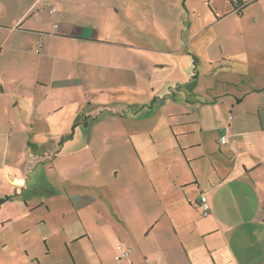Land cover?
I'll return each instance as SVG.
<instances>
[{
    "label": "crops",
    "instance_id": "1",
    "mask_svg": "<svg viewBox=\"0 0 264 264\" xmlns=\"http://www.w3.org/2000/svg\"><path fill=\"white\" fill-rule=\"evenodd\" d=\"M226 1L0 0V208L47 153L73 210L91 205L89 121L109 103L102 89L116 92L115 135L130 136L137 160L103 130L101 151L114 157L116 198L132 195L138 211L113 210L116 223L97 212L105 239L73 241L92 240L102 263L112 243L130 249L116 264H264V0H243L240 14ZM156 69L168 71L159 84ZM76 168L77 181L66 178Z\"/></svg>",
    "mask_w": 264,
    "mask_h": 264
},
{
    "label": "rangeland",
    "instance_id": "2",
    "mask_svg": "<svg viewBox=\"0 0 264 264\" xmlns=\"http://www.w3.org/2000/svg\"><path fill=\"white\" fill-rule=\"evenodd\" d=\"M224 3L227 4L228 2L224 0ZM166 72L168 73V71L163 69H156L155 74L157 75L156 81L158 84L163 81L167 74ZM97 90L101 91V93L96 94V96L100 95V99L102 98L99 100L103 102L104 99L108 98L109 103L107 105L96 104L97 111L96 113L92 112L93 115L89 121L93 165L90 170L86 171V175L89 178V187H86L83 200L86 203L90 202L91 205L85 204L80 207L79 214L73 210V206L67 195H65L62 185H58L64 173L63 175L60 174L59 177L52 168L51 158L48 156L50 153H43L45 155H43L42 159L40 157L35 172L29 178V186L18 191L19 194L17 196H14L12 200L0 208V264L117 263L116 259L114 260L116 251L114 253L111 245V242L116 238L115 233L110 234L109 238H107L111 244L104 249V256L102 257L104 263L98 257H95L94 242L90 241L88 237L73 241V238L86 234V231L92 237L97 234L99 240L103 241L105 239L103 230L106 226H104L105 224L103 225L99 216L96 215L97 212L98 214L104 213V219L112 217L113 222L116 223V218L112 214L113 210L118 209V211L125 213L127 216L129 214L132 215L131 211L133 213L138 211L134 200H132V195L126 196L125 193H121L123 194L120 195L121 198H116L115 186H117L119 180L111 175L110 169V161H113L114 157L110 153L105 154L106 156L103 157L104 153L101 151L103 143H107L104 142V137L100 136L99 131L103 130L107 131L108 134V146L110 144H113V146L118 144L120 145L119 149H128L130 158L137 160V154L133 148L130 136L128 135L123 139L115 135L122 128L117 118H115L116 115H111L112 109L110 106L113 104L111 102L115 100L116 92L107 93L102 89ZM162 92L163 89L159 88L156 94L160 95ZM147 95H149V92L143 93L140 90L138 93L141 100ZM120 96L123 98H126V96L135 97L136 94L131 95L128 91H122ZM158 101L162 102V100ZM113 107L115 108V105ZM161 118L158 115L155 119L159 127L163 126ZM3 141L1 140V144H3ZM2 149L3 146L0 145V177L2 172H7V167L3 162ZM102 157L106 161L104 169L95 164ZM75 159L78 160L79 158ZM58 161L59 159L55 161L56 166L59 165ZM77 171L78 168L75 169L74 173L65 170L66 178L77 181L79 177ZM72 189L74 188L65 185V190L75 195ZM42 200V205H38L37 203ZM26 202L30 206H27ZM76 203L78 204V202ZM31 206L35 207L29 209ZM130 215L129 218L131 217ZM9 218L11 219L9 220ZM100 226L103 233H98Z\"/></svg>",
    "mask_w": 264,
    "mask_h": 264
},
{
    "label": "built area",
    "instance_id": "3",
    "mask_svg": "<svg viewBox=\"0 0 264 264\" xmlns=\"http://www.w3.org/2000/svg\"><path fill=\"white\" fill-rule=\"evenodd\" d=\"M228 1H231L235 4H237L239 2V0H228ZM236 7L238 8V6H236ZM56 12H57V9L53 5L50 8V13L54 14ZM230 118H231V116H230ZM219 141L221 144H225L227 142V135L226 134L221 135ZM199 202L201 205L202 215L203 216L207 215L209 213V210H210V205L208 203L206 195L202 194L199 198ZM116 249H117V253L115 254L116 260H123V259H127L129 257V255H130V249L129 248H125L122 244H119V245H117Z\"/></svg>",
    "mask_w": 264,
    "mask_h": 264
},
{
    "label": "trees",
    "instance_id": "4",
    "mask_svg": "<svg viewBox=\"0 0 264 264\" xmlns=\"http://www.w3.org/2000/svg\"><path fill=\"white\" fill-rule=\"evenodd\" d=\"M229 2H231V1H229ZM231 3H232V5H233V10H234L236 13H238V14H240V13L242 12V10H243V8H244V6H245V2H244L243 0H239V2H238L237 4H235V3H233V2H231ZM236 6H238V8H237ZM2 201H3V199L0 200V202H2Z\"/></svg>",
    "mask_w": 264,
    "mask_h": 264
}]
</instances>
